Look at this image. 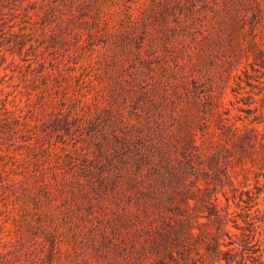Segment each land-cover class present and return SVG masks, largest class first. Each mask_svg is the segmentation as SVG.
Instances as JSON below:
<instances>
[{
	"label": "rangeland",
	"instance_id": "obj_1",
	"mask_svg": "<svg viewBox=\"0 0 264 264\" xmlns=\"http://www.w3.org/2000/svg\"><path fill=\"white\" fill-rule=\"evenodd\" d=\"M35 1L0 4V97L29 122L13 138L0 126V171L19 180L0 183V236L12 238L0 239V264H180L176 236L189 228L202 248L219 230L206 204L226 213V192L264 171V69L252 68L264 0H197L195 12L187 0H80L84 37L67 40L44 32ZM96 14L126 33L98 30ZM25 25L32 58L66 62V78L25 79V53H12Z\"/></svg>",
	"mask_w": 264,
	"mask_h": 264
},
{
	"label": "trees",
	"instance_id": "obj_2",
	"mask_svg": "<svg viewBox=\"0 0 264 264\" xmlns=\"http://www.w3.org/2000/svg\"><path fill=\"white\" fill-rule=\"evenodd\" d=\"M39 0H36L38 2ZM57 1V2H55ZM181 2L182 0H176ZM188 7L191 8V11H196L197 0H187ZM263 0H257L258 5L262 4ZM0 4H4V0H0ZM68 5L69 9L65 10L62 5ZM83 2L80 0H44L40 9L45 13L44 14V23L45 28L44 32H50V34H54L57 36L59 30L64 33L62 36L63 39H66L65 36L68 34H75L84 37L83 26H77V21L80 18V14L82 12ZM171 5L165 3V9H170ZM78 11H81L79 14ZM25 14L28 18L32 17V12L26 8ZM128 17L131 21L136 22L137 13L135 8L130 5L128 9ZM94 20L92 24L98 28V30H102L106 28L109 33H126L123 28H117L114 25H110L109 21L104 20L106 25H103L102 18L100 15H94ZM198 16L195 14L194 19ZM198 20H201L198 27V30H202L203 37H209L212 35V31L206 27V22H202V16L198 17ZM204 21V20H203ZM51 24V26H48ZM52 24H56L57 29L52 28ZM187 24H192L189 22ZM78 27V28H77ZM30 28L31 30H27L22 32L21 37L15 39L16 44L19 45L18 50H12V53H16L17 51L21 54L25 53V57L23 59L28 61V72H24L23 75L25 79H33L38 81L42 79L44 81L50 79V77H54L57 81L62 78H66L63 69L66 68V62H47V58L45 54L43 56H38L37 53L36 59L34 60L31 56V53L28 52L26 48L27 43L29 41L28 36L33 32V28L31 26L25 25L22 29ZM207 30V31H205ZM54 31V32H53ZM93 31H89L90 36L93 34ZM198 37V36H197ZM67 40V39H66ZM1 43V42H0ZM257 42H253L252 50L254 53V59L252 61V68L255 71H260L264 69V48L258 47ZM12 48H10L11 50ZM0 56L4 60L7 59L6 54L2 53V49H0ZM35 62L37 65L35 66ZM50 65V66H49ZM52 66V67H51ZM3 68V62H0V71ZM29 73H33V76L30 77ZM246 75H248L249 79L255 78L254 74H252L247 69L245 70ZM258 79L261 85L264 88V79L262 76H258ZM47 83V81L45 82ZM50 84V82H49ZM48 85V84H47ZM37 88L40 92H44V88H41L39 84H36ZM46 99L43 96V104ZM12 103L11 100L3 99L0 97V126H3V132L7 133L12 138L14 134L18 132L20 129H25L26 125L29 123L27 116L23 113V110L19 107V105L14 104V107H11L9 104ZM258 107H249L248 110L251 112H256ZM72 113V109H68ZM64 112V110L62 111ZM68 119V117H67ZM258 114H256L255 118L252 121L258 120ZM260 121V120H258ZM25 127L23 128V126ZM57 125V124H55ZM54 129H59L58 126H54ZM240 128V127H239ZM248 130V129H246ZM256 130L260 131L259 128ZM248 135V133H244L240 135L241 137ZM240 145L243 144V141H239ZM18 179L15 177H5L0 171V183L1 187L8 185H15L18 183ZM243 188L239 194L235 193L228 194L226 192V196L228 198V207L226 209V213L221 211V207L219 205V201H211L210 204H206V210L208 212L205 213L209 221L217 222L219 226V230L212 234V239H205L204 245L201 248L200 246H195V242L190 238H187V235L190 236H200L197 238L202 240V235L197 234L191 229H187V234L183 237L180 235L176 236V242L181 244V248L179 249L180 257H176L177 261L180 264H264V171H258L255 176L254 187L250 186L249 178L247 177L244 181H241ZM194 199H199L196 201L195 206H199L200 202L202 203L204 198L202 196H192ZM233 197L236 202L238 209L231 211V202L230 198ZM190 203V202H189ZM190 205H192L190 203ZM190 212H187L189 215ZM229 220L234 221L235 227L238 228L239 231L232 232L231 229L227 228ZM188 227H189V221ZM6 223L2 226L6 227ZM190 230V231H189ZM223 233H227L231 240H222ZM8 235V234H7ZM0 239L5 243H9L8 241H12V238L5 239V236L1 234ZM226 239V238H225ZM223 244L227 245V248H223ZM198 248V249H197ZM197 252V255L194 252ZM1 255V254H0ZM3 264H8L6 261Z\"/></svg>",
	"mask_w": 264,
	"mask_h": 264
}]
</instances>
